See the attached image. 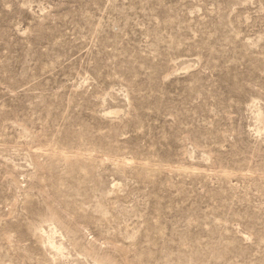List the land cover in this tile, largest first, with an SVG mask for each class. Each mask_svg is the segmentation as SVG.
I'll return each mask as SVG.
<instances>
[{"label":"rangeland","instance_id":"obj_1","mask_svg":"<svg viewBox=\"0 0 264 264\" xmlns=\"http://www.w3.org/2000/svg\"><path fill=\"white\" fill-rule=\"evenodd\" d=\"M0 264H264V0H0Z\"/></svg>","mask_w":264,"mask_h":264}]
</instances>
